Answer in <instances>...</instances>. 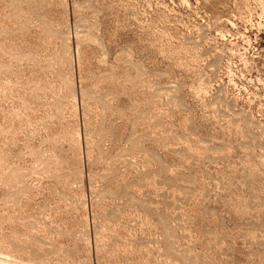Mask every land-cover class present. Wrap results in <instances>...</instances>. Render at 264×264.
Wrapping results in <instances>:
<instances>
[{
    "label": "rangeland",
    "instance_id": "374dc122",
    "mask_svg": "<svg viewBox=\"0 0 264 264\" xmlns=\"http://www.w3.org/2000/svg\"><path fill=\"white\" fill-rule=\"evenodd\" d=\"M0 264H264V0H0Z\"/></svg>",
    "mask_w": 264,
    "mask_h": 264
}]
</instances>
